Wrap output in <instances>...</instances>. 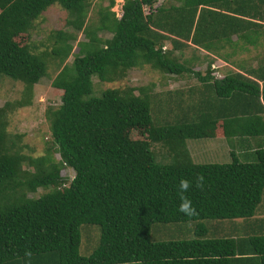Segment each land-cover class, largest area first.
Returning a JSON list of instances; mask_svg holds the SVG:
<instances>
[{
    "label": "trees",
    "instance_id": "trees-1",
    "mask_svg": "<svg viewBox=\"0 0 264 264\" xmlns=\"http://www.w3.org/2000/svg\"><path fill=\"white\" fill-rule=\"evenodd\" d=\"M93 1L0 0V76L22 83L28 95L55 60L61 69L51 85L62 92L60 105L46 112L52 144L41 156L22 153L0 108V264H264V65L217 79L215 56L204 74L175 56L193 46L208 60L233 35L264 39V0H124L120 18L108 0L89 26ZM53 5L67 14L68 29L57 31L51 54L17 43ZM99 31L111 37L97 38ZM145 65L194 76V102L157 104L146 87L97 88ZM217 138L233 142L231 162L194 163L188 142ZM158 148L170 163L156 162ZM64 168L74 173L70 181ZM200 175L203 189L183 193L197 209L187 216L179 211L180 181ZM40 189L46 192L34 196ZM237 221L262 233L231 232ZM188 223L187 239L153 241V227L165 233ZM83 226L99 228L86 256L80 251H90L93 230L85 228L82 242Z\"/></svg>",
    "mask_w": 264,
    "mask_h": 264
},
{
    "label": "rangeland",
    "instance_id": "rangeland-1",
    "mask_svg": "<svg viewBox=\"0 0 264 264\" xmlns=\"http://www.w3.org/2000/svg\"><path fill=\"white\" fill-rule=\"evenodd\" d=\"M162 1V0H160ZM124 0H114V5L111 8V12L115 14L117 18L122 16V6ZM108 5V0H94L92 6L90 7L88 13V23L89 26H95L98 20V10L104 8ZM67 19V14L58 6L53 5L46 9L41 16L35 21L34 28L29 34L20 35L15 38L16 42L21 46L30 44L37 47L35 53H47L51 54L54 36L57 31L67 30L68 27L65 24ZM76 32V30H71ZM77 34V33H76ZM262 35V34H261ZM78 40L87 41L83 34H77ZM97 38L102 40L109 39L111 34L108 32L99 31L97 32ZM250 40V44L244 49L240 48L239 54H237L238 48H226L223 52H218L217 55H208V60L202 59V51L194 50V47L182 48L175 52V56L181 60L188 61L186 66L189 67L192 72L205 73L208 61L215 58L211 68L217 79L223 78L228 72L236 73L240 68H251L252 65L258 67L259 65H264V39L258 34H249L247 37ZM256 41L257 44L254 42ZM73 46H76L75 42H72ZM170 49L169 44L163 47V50ZM78 49L74 48L72 50V55L65 60V64H71L73 61L74 53H77ZM230 56L228 63H225L220 58L226 53ZM246 52V54H244ZM236 55V56H235ZM219 56V57H218ZM234 56V57H233ZM178 59V60H179ZM204 61V62H202ZM235 61V62H234ZM51 62V63H50ZM235 63V65H232ZM257 64V65H256ZM229 65V66H228ZM61 67L57 66L55 60L49 61L47 67V76L42 78L40 82L35 85L30 91V94L26 95L25 87L20 82L11 81L9 79H0V108H5L6 112V122L8 123L9 134L15 136L20 135V145L23 146L22 153L29 154L32 156H41L45 153L47 147H51L52 141L49 130V123L46 118V112L48 109H55L60 105L61 91L53 89L51 83L56 77ZM237 69V70H236ZM242 72V71H241ZM180 76L170 75L163 71L152 68L149 65H145L140 68H134L127 72L125 78L116 84H101L97 88L104 89L108 87L116 88H126V87H146L151 95V102L159 104L160 102L174 103L170 101H176L178 103L182 102L184 104L191 105L194 102L192 99L194 95L188 92L189 87L198 86L199 82L196 78L189 74H184ZM192 97V98H191ZM28 98V99H27ZM28 100V104L22 107H17L16 102H22ZM169 101V102H168ZM154 111V116L160 115L158 111ZM264 118V116H263ZM219 132V130L217 131ZM142 138L146 139V135H140ZM219 139V138H217ZM188 147L192 151L193 162L196 164H226L231 162V157L229 150L231 148V143L228 141H219L216 139H199L191 143L188 142ZM237 147L232 148V151L237 153ZM156 162L160 164H168L171 162V158L166 155L161 149L155 150ZM55 161H60L58 154H52ZM165 156V157H163ZM168 157V159L166 158ZM61 176L70 181L74 173L71 169L64 168L61 170ZM45 190H38L34 195H41L45 193ZM33 196V195H29ZM191 227V223L184 224L178 228H170L165 230V233L152 228L153 241H167V240H178L187 239L189 233L186 229ZM85 228H91L93 230L91 236V248L89 252H85L81 248V255H88L92 253L99 243V228L96 226H83L81 229V236L83 242V233L86 231ZM194 229V227H193ZM157 230V231H156ZM157 233V238L155 234ZM157 239V240H155ZM89 242H86L88 245Z\"/></svg>",
    "mask_w": 264,
    "mask_h": 264
},
{
    "label": "crops",
    "instance_id": "crops-1",
    "mask_svg": "<svg viewBox=\"0 0 264 264\" xmlns=\"http://www.w3.org/2000/svg\"><path fill=\"white\" fill-rule=\"evenodd\" d=\"M254 21V23H257V22H260L261 23V21H256V20H253ZM232 41V42H231ZM230 42H231V45L230 44H228L226 41H224V42H222V46H221V44L219 45L220 47H219V50L218 49H216V51H215V53L216 52H223L226 48H230V47H234V48H238V51H240V48H242V49H244L245 47H247L248 45H250V46H252V44H250L249 42V40H246V41H242V40H239L238 39V37L236 36V35H233L231 38H230ZM256 44H257V42L256 41H254ZM203 53H206V52H204L203 51ZM226 54H229V53H227V52H225ZM237 54H239L238 52H237ZM244 54H246V52L244 53ZM257 65V64H256ZM229 66V65H228ZM260 67V65L258 66V67H256V66H254V65H252V63H251V68L250 69H256V68H259ZM238 69L239 70H242V69H240V67L238 66ZM245 69H247V68H245ZM237 70V69H236ZM248 70V69H247ZM217 140V139H216ZM219 141H225V139H218ZM234 141V140H233ZM229 142V141H228ZM235 142V141H234ZM230 143H233V142H230ZM230 151V150H229ZM260 213L261 214H263L262 215V217L264 218V200H263V204H262V206H261V208H260ZM230 230H231V232H237V233H239V234H245L247 231H248V233H254V234H259V233H262V232H260V229L258 230V229H256L255 231H252V229L250 228V226L248 225V223H246L245 221H237V222H232V223H230Z\"/></svg>",
    "mask_w": 264,
    "mask_h": 264
},
{
    "label": "clouds",
    "instance_id": "clouds-1",
    "mask_svg": "<svg viewBox=\"0 0 264 264\" xmlns=\"http://www.w3.org/2000/svg\"><path fill=\"white\" fill-rule=\"evenodd\" d=\"M204 180L205 178L203 175L195 177L192 181L181 179L179 185L180 192L182 193V195L180 196L181 202L179 205V211L181 213H184L187 216H194L197 214V209L194 207L192 200L186 195H183V193H187L188 191H190L193 186L202 190L204 187Z\"/></svg>",
    "mask_w": 264,
    "mask_h": 264
}]
</instances>
